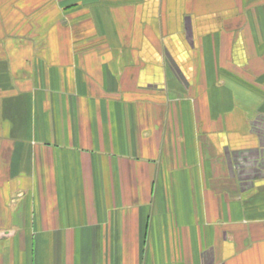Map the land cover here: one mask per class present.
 Here are the masks:
<instances>
[{
  "label": "crops",
  "instance_id": "0c3cea01",
  "mask_svg": "<svg viewBox=\"0 0 264 264\" xmlns=\"http://www.w3.org/2000/svg\"><path fill=\"white\" fill-rule=\"evenodd\" d=\"M0 264H264V0H0Z\"/></svg>",
  "mask_w": 264,
  "mask_h": 264
}]
</instances>
